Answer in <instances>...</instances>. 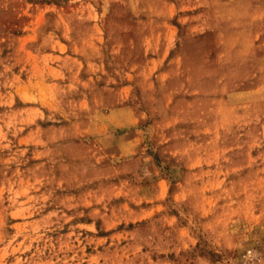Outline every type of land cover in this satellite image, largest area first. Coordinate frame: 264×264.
<instances>
[{
  "label": "rangeland",
  "instance_id": "rangeland-1",
  "mask_svg": "<svg viewBox=\"0 0 264 264\" xmlns=\"http://www.w3.org/2000/svg\"><path fill=\"white\" fill-rule=\"evenodd\" d=\"M175 6L0 0V264L264 256V117L248 130L242 121L197 133L217 123L215 86L177 80L182 56L196 62L184 70L189 82L206 71L197 73L199 53L181 52ZM169 14L168 25L155 20ZM167 31L175 47L156 52L150 33ZM171 59L167 85L154 74ZM134 131L121 153L119 139Z\"/></svg>",
  "mask_w": 264,
  "mask_h": 264
},
{
  "label": "crops",
  "instance_id": "crops-1",
  "mask_svg": "<svg viewBox=\"0 0 264 264\" xmlns=\"http://www.w3.org/2000/svg\"><path fill=\"white\" fill-rule=\"evenodd\" d=\"M158 1L165 9L176 7L175 4L180 6L178 11L182 12L181 21L185 25L179 39L182 41L181 52L193 50L199 53L196 58L200 61L197 62L199 70L197 73L206 71L205 75L197 78L193 76V82H189L184 70L191 68L190 64L196 62L185 60L182 56L183 65L178 66L182 67V73L181 76H177V80L183 85L215 86L211 100L216 103L213 110L217 123L209 126L208 130L203 128L197 133L206 131L224 133L227 127L234 129L242 121H245L247 130L252 128L256 116L264 117V0H180L178 3L176 0ZM171 18L169 14L165 18L155 20L167 23ZM169 31L159 35L150 33L151 38L156 37L152 44L156 52L169 53L175 47V40L168 38ZM174 69V60L171 59L166 69L156 72L154 78L157 80L163 75L166 79L165 84L169 85L175 80ZM203 96L199 93L192 95L189 100L184 97L181 100L185 101L183 103L186 105V102L204 99ZM172 103H169L168 109L170 106L171 109L178 107L177 103L174 105ZM259 104L261 110L255 113ZM181 105L183 107V104ZM166 113L167 121L174 118L175 112ZM137 138L138 131L121 136L119 139L121 153L131 149L130 143ZM176 146L177 143H170L167 149L172 150Z\"/></svg>",
  "mask_w": 264,
  "mask_h": 264
},
{
  "label": "built area",
  "instance_id": "built-area-1",
  "mask_svg": "<svg viewBox=\"0 0 264 264\" xmlns=\"http://www.w3.org/2000/svg\"><path fill=\"white\" fill-rule=\"evenodd\" d=\"M243 264H264V256L254 248H246L241 255Z\"/></svg>",
  "mask_w": 264,
  "mask_h": 264
}]
</instances>
